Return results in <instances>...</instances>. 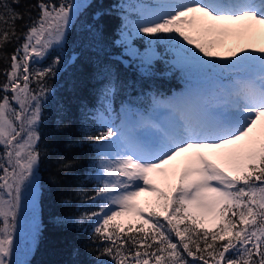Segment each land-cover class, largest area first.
Wrapping results in <instances>:
<instances>
[{
	"label": "snow or ice",
	"instance_id": "obj_1",
	"mask_svg": "<svg viewBox=\"0 0 264 264\" xmlns=\"http://www.w3.org/2000/svg\"><path fill=\"white\" fill-rule=\"evenodd\" d=\"M91 6L0 0V264H18L14 235L23 206L35 207L41 165L50 161L58 177L74 176L73 152L85 142L96 153L94 183L89 192L73 188L82 210L61 223L90 230L96 264H264V46L242 43L264 33V0L122 5L138 16L124 17L125 55L145 75L164 61L187 77L186 91L153 94L145 108L117 113L110 78L90 117L96 134L69 136L64 153H46L49 80L72 26ZM138 37L143 52L133 46ZM229 42L234 59L221 54ZM216 76L228 82L209 86ZM39 231L34 224L33 239Z\"/></svg>",
	"mask_w": 264,
	"mask_h": 264
},
{
	"label": "trees",
	"instance_id": "obj_2",
	"mask_svg": "<svg viewBox=\"0 0 264 264\" xmlns=\"http://www.w3.org/2000/svg\"><path fill=\"white\" fill-rule=\"evenodd\" d=\"M35 2L21 0L22 4ZM136 3L137 0H92V6L79 14L59 53L62 62L57 75L49 80L52 92L44 105L41 129L44 152L64 153L69 136L79 138L85 132L96 134L95 123L90 117L99 107L100 91L110 78L117 82L113 99L117 113L124 106L145 108L153 94L171 97L186 91L189 85L186 76L170 71L164 61L154 66L151 75H145L137 60L125 55L120 44L124 17L127 15L132 21L137 14L128 12L122 5ZM18 10L23 11V8ZM98 12L104 15L95 21L93 16ZM12 50L7 49L9 53ZM157 50L161 54L160 46ZM55 58L53 54L43 66ZM61 122L71 125V132H62ZM73 155L80 161L74 176L58 177L50 161H45L39 169L40 231L33 253L25 264H96L90 230L61 223L82 210L73 188L78 186L82 191H91L94 183L91 178L96 175L92 163L95 149L85 142L74 149Z\"/></svg>",
	"mask_w": 264,
	"mask_h": 264
},
{
	"label": "rangeland",
	"instance_id": "obj_3",
	"mask_svg": "<svg viewBox=\"0 0 264 264\" xmlns=\"http://www.w3.org/2000/svg\"><path fill=\"white\" fill-rule=\"evenodd\" d=\"M139 2H142L146 4L144 0H137ZM148 3H151L152 0H148ZM138 3V2H137ZM138 18V16H137ZM136 18V19H137ZM136 19L132 18V21H135ZM136 38L133 41V46L137 49H139L141 52L145 50V43L142 39V41L138 40ZM244 46L246 47H260L264 46V33L257 34L254 38L251 40H245L242 42ZM235 47V42H229L228 45L221 50V54L229 59H234L235 57L232 56V52L229 49H232ZM162 49L161 54L165 55V49L163 46H160ZM239 51V49H236ZM242 54V53H241ZM170 57L166 56V59ZM214 59H218L214 57ZM139 63V61L137 60ZM219 62V61H218ZM209 81L212 82L211 85H217L219 83H227L228 80L226 77H220L216 76L214 78H210ZM210 83V82H209ZM39 176V173H38ZM39 179H38V187H37V196L35 200V207H33V204L31 201L26 202V204L23 206L20 212V224L18 227V231L14 235L15 239V253L11 259L14 262H18V264H24L32 255L33 250L35 248V245L38 240V235L35 239H33V229L34 224H38L40 228V215H39Z\"/></svg>",
	"mask_w": 264,
	"mask_h": 264
}]
</instances>
